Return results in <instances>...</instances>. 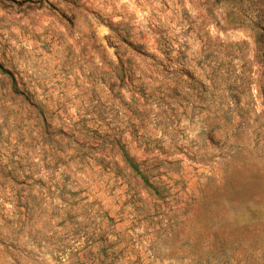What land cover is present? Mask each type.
<instances>
[{
	"label": "rangeland",
	"instance_id": "obj_1",
	"mask_svg": "<svg viewBox=\"0 0 264 264\" xmlns=\"http://www.w3.org/2000/svg\"><path fill=\"white\" fill-rule=\"evenodd\" d=\"M0 264H264V0H0Z\"/></svg>",
	"mask_w": 264,
	"mask_h": 264
},
{
	"label": "trees",
	"instance_id": "obj_2",
	"mask_svg": "<svg viewBox=\"0 0 264 264\" xmlns=\"http://www.w3.org/2000/svg\"><path fill=\"white\" fill-rule=\"evenodd\" d=\"M123 161H124L125 164H127L129 166V168L132 171H134L135 173L139 174V176H141V179L143 180V182L146 185H148V182H147L146 178L140 174V171L138 169V165L125 152L123 153Z\"/></svg>",
	"mask_w": 264,
	"mask_h": 264
}]
</instances>
